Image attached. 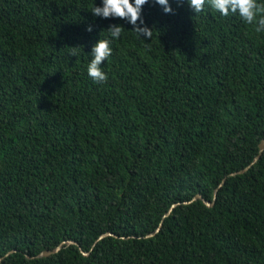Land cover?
I'll list each match as a JSON object with an SVG mask.
<instances>
[{"label":"trees","instance_id":"trees-1","mask_svg":"<svg viewBox=\"0 0 264 264\" xmlns=\"http://www.w3.org/2000/svg\"><path fill=\"white\" fill-rule=\"evenodd\" d=\"M92 3L0 0V264H264V31L170 0L145 39Z\"/></svg>","mask_w":264,"mask_h":264},{"label":"clouds","instance_id":"clouds-1","mask_svg":"<svg viewBox=\"0 0 264 264\" xmlns=\"http://www.w3.org/2000/svg\"><path fill=\"white\" fill-rule=\"evenodd\" d=\"M155 4L165 14L172 13L170 0H93L90 13L100 19H119L131 26V29L140 38H150L151 28L145 23L142 16V6ZM178 6L183 3L197 14L208 7L216 11L221 17L236 15L245 24L255 23L257 31H264V0H176ZM122 29L121 23H109L106 27L107 37H97L90 45V59L86 65V73L93 82H103L106 74L101 70V65L112 53L111 42L119 38ZM86 31H91V26H86ZM73 46L70 48H77Z\"/></svg>","mask_w":264,"mask_h":264},{"label":"water","instance_id":"water-1","mask_svg":"<svg viewBox=\"0 0 264 264\" xmlns=\"http://www.w3.org/2000/svg\"><path fill=\"white\" fill-rule=\"evenodd\" d=\"M258 148H259V151H258L257 155L254 157L253 162L256 161V160L258 159V157L260 156V154L262 153V151H263V149H264V139H262V140L260 141V143L258 144ZM247 167H248V166H247ZM247 167H245V168H243V169H241V170H239V171L232 172L231 174H235V173L243 172L245 169H247ZM223 181H224V179L221 181V183H220L219 185H221ZM216 191H217V188L214 190V195H215ZM195 198H200V199H202V201H203L206 205H208V206H211V205L213 204V202H209V201H207V200L204 199L200 194H196V195L193 197V199H195ZM157 230H158V227L156 228L155 231H157ZM106 234H109V232H108V233H102L100 236H103V235H106ZM151 234H152V233H151ZM151 234H150V235H151ZM69 242H72V241H69ZM74 243H75V242H74ZM60 246H61V245L56 246L53 250H49V249H48V250H43V251H41L37 256H47V255H49V254H51V253H53V252L59 250V249H60ZM81 251H82L84 254L87 253V252H84L83 250H81Z\"/></svg>","mask_w":264,"mask_h":264}]
</instances>
